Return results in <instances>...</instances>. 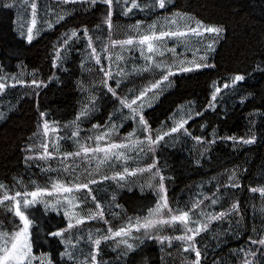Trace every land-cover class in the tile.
Returning <instances> with one entry per match:
<instances>
[{
  "label": "trees",
  "instance_id": "1",
  "mask_svg": "<svg viewBox=\"0 0 264 264\" xmlns=\"http://www.w3.org/2000/svg\"><path fill=\"white\" fill-rule=\"evenodd\" d=\"M13 2L16 5L13 9L0 10V76L6 82L4 92L0 93V114L4 117L0 119V182L15 185L23 191L17 184L18 180L31 189V181L46 186L49 176L59 175L65 180L70 179L67 173L56 171L65 164L72 167L79 165L80 170L86 167L95 169L97 161L91 154L88 160L83 154L81 157H69L64 164L60 163L62 155L47 161H26L25 157L40 154L41 141L55 142L57 136L61 137L58 141L61 153L76 151L77 145L68 137L75 128L73 122L81 109L90 104L93 96L96 97L95 111L80 121L82 130L79 138L83 139L93 135V124L98 123L103 127L119 102L101 84L104 73L100 68L103 66L107 70L109 61L102 56L101 64L97 65L90 59V49L85 48L86 40L75 42L74 38L70 42L71 47L62 51L64 59L57 61V66L53 67V46L62 47V35L70 29L87 27L97 49L106 42L108 28L101 23L106 5L98 3L94 8H89L79 2L65 4L63 0H37L35 19L38 26L33 27L30 4L34 0H27V3L25 0ZM138 2L145 3L146 0ZM173 12L193 17V26L199 20L205 25L224 28L221 38L215 44V51L209 55V62L215 64V68L171 76V84L165 82L164 91L152 101L151 107L145 108L144 114L153 128H158L163 123L165 130L172 124L169 117L173 113H177L179 118L178 109L182 105L185 111L192 107L193 112L202 111L203 114L189 120L185 125L187 132L181 129L165 137L154 153H141L139 156L136 151L128 153L135 157V161H129L130 167H146L155 163L156 168L151 172L127 176L120 182L122 186H118L111 179L102 180L101 176H111L113 170L122 169L119 165L115 169L103 165L100 175L96 177L99 182L90 185L96 200L93 201L88 196L87 189H81L76 195L81 199L85 196L83 193L88 196L87 204L82 207L94 208L95 203H100L105 209V219L111 221V226L115 229L128 216L147 215L148 209L154 206L157 199L156 188H149L147 185L149 182L154 186L159 184V176H154L157 169L164 176L167 197L173 207L176 201H181V207L185 203L190 205L193 199L211 196L219 188L218 203L207 210L228 211L236 202L239 203L240 210L231 217L212 222L208 231L196 236L195 246L201 252L200 264H241L243 249L249 246L250 238H255L258 234L264 235V197L258 191L250 190L264 187V71L256 68L257 65L264 67V0H173L167 11L133 9L127 16L121 15L120 6H114L113 39L120 40L133 35L130 27L138 20L143 22L142 26H146L158 17L171 15ZM60 14L65 19L56 23ZM49 22L53 27H48ZM97 25H101L102 31H97ZM28 27H33L34 39L31 44L27 41ZM97 34L101 36L100 40H95ZM78 35L82 37L83 32L79 31ZM211 35L205 33L200 38L191 37L187 50L182 44L176 45L172 40L168 41V47H176V53L181 59L192 60L193 48L202 46L197 44V39L207 42ZM115 51L118 52L119 49ZM139 55V52H125L123 60L114 59L111 63L113 79L108 80V84L115 88L116 80L120 79L121 85L116 89L119 95H124L133 87L138 91L149 80L160 77L158 70L142 74L133 71L145 63L138 59ZM165 58L171 62L172 53L167 52ZM118 65L131 75L117 76ZM236 74H244L245 81L239 83L235 90L224 89L223 83ZM11 77H16L17 81L23 83L14 82ZM33 79L40 84L39 87L32 84ZM213 81L222 89L214 103V110L208 108ZM13 83L15 87L12 86ZM242 97L245 98L243 103L240 102ZM189 102H193L192 105ZM123 111L127 113L128 110ZM45 120L50 128L55 126L59 131H50L49 136L44 137ZM135 127L132 121H127L117 129L118 135L113 139L119 142ZM137 135L143 138L141 133L137 132ZM252 136L256 138L253 144L223 139L235 137L236 141H240ZM195 137H200V141ZM213 139L215 143H209ZM88 144L94 146L95 141L89 140ZM29 147L32 148L31 152L27 151ZM49 151L54 152L52 143L49 144ZM42 167L54 170L42 171ZM233 172L236 173L240 187L225 188L224 185L230 183L229 177ZM115 204L121 207L117 208ZM210 204V200H204L202 207ZM33 211L41 217L40 224L34 229L39 240L34 245L36 259L33 264H41L49 253L55 264H64L59 255L64 245L59 242V238L47 235L50 230L66 227L67 221L63 220L62 212L60 215L55 212L44 214L41 205ZM112 212L119 215L114 217ZM237 220L240 221L239 225L236 224ZM17 224L18 218L0 208V226L11 230ZM107 227L102 221H87L80 229L86 233L89 228L95 231L96 228L106 230ZM163 234L181 233L165 229ZM106 243L112 242L101 244L107 264H125V259L127 264H192L195 260V253L191 250L184 252L181 242L175 240L168 247L167 242L161 245L155 239H144L127 258L118 255L123 246L113 251L106 247ZM85 250H88L87 247ZM237 251H240V259L235 254Z\"/></svg>",
  "mask_w": 264,
  "mask_h": 264
},
{
  "label": "snow or ice",
  "instance_id": "2",
  "mask_svg": "<svg viewBox=\"0 0 264 264\" xmlns=\"http://www.w3.org/2000/svg\"><path fill=\"white\" fill-rule=\"evenodd\" d=\"M81 3L87 5L89 8H94L98 3L106 5L102 24H106L108 28L107 40L99 49L94 46L93 35L87 27L83 29H70L62 35L63 46L54 45L55 55L53 59V67L57 66V61L64 59L62 51L71 47L70 42H79V40H86V49H90L89 57L94 60L97 65L101 64V58L109 61V67L106 70L103 66L100 71L104 73V78L101 84L111 93L112 97L118 101V106L114 108L113 112L109 114L108 121L105 122L103 127L100 124H93V135L79 139L81 127L80 121L82 118L89 117L95 111L96 97L91 98L90 104L84 106L77 114L73 124L74 130L71 132L69 139H73V143L77 145L76 151H66L61 153V148L58 141L61 137L57 136L55 142L46 140L41 141L42 152L36 156H26L25 159L33 160L38 159L47 161L54 159L57 156H63L60 160L61 164L69 157L88 158L91 154L97 163L95 169L86 167L83 170L79 169V165L72 167L66 165L62 169L56 171H63L67 173L70 179L65 180L59 175L56 177L49 176L46 186H40L35 181H31L32 188L29 189L23 184V181H17L23 191L13 186H9L0 182V208L6 212L12 213L15 218H18L19 224L11 230H5L0 226V264H33L36 256L33 254V246L37 244L39 235L35 228L40 224L41 217L37 216L33 209L38 205L43 207L44 214L55 212L60 215L62 212L63 220L67 221L66 227L61 226L57 230H50L47 235L59 238V242L64 245L63 251L59 253L60 260L64 264H107L104 259V249L101 247L102 242L106 243V247H110L113 251L123 248L118 253L119 256L127 258L129 254L136 250L138 243H142L144 239H155L161 245L167 242L168 247L172 246L173 240L181 242L183 251L189 250L195 253V260L192 264H200L201 252L196 248V236L201 232L208 231L209 226L214 221H221L226 217H231L234 213H239V203H233L228 211H208L207 209L216 205L220 199L219 188L211 196L204 195L202 199H193L185 203L181 207V201H176L175 206H170L167 190L164 186V176L160 174L157 169L154 176H159V184L153 185L148 183L149 188H156L155 195L157 197L153 207L147 211V215L128 216L127 219L121 223L117 228L111 226V221L105 219V209L100 203H95L94 208H85L82 205L87 204V196L83 199L76 194L81 189L88 190V196H91L95 201L96 197L92 196V189L90 185L97 184V176L100 175L101 166L107 165L113 169L119 165L122 169L120 171L113 170L112 175L104 174L101 176L102 180L111 179L117 183L118 186L121 181H124L127 176H135L138 173L151 172L156 168V164H148L146 167H130L129 161H135V157L130 156V151H136L137 156L141 153L148 154L154 153L157 146L165 137L171 136L173 133L179 132L181 129L187 132L185 125L194 116H200L202 111H192L189 107L185 111L184 106L178 109L179 118L177 113H173L169 119L172 121L170 127L165 130V125L162 123L160 127L153 128L148 119L145 117V108L152 106V101L164 91L165 82L171 84L170 77L178 73H191L193 71H200L202 69L215 68V64L209 62V55L215 51V44L221 38L224 28L214 25H205L199 20L195 21L193 26V17L188 16L186 13L173 12L171 15H163L154 20L151 24L142 26V21H137L135 25L130 27V31L134 34L127 38L116 40L113 39L112 30L113 24V8L114 6L121 7V15L127 16L133 9L145 11L150 9L152 12L157 10L167 11L168 7L173 3V0H146L145 3H140L138 0H63V3ZM27 3V0H25ZM13 0H0V10L13 9L15 7ZM33 13L32 25L36 24V3L30 4ZM65 16L60 14L57 16L56 23L63 21ZM33 27L27 29V41L29 44L34 39ZM48 27H53L49 22ZM82 31L83 36L80 37L78 32ZM97 31H102L101 25H97ZM205 33L212 34L207 42L197 39V44L201 47L193 48V59H181L176 53V47H168V41L172 40L176 45H183L185 49L189 47L191 37L200 38ZM101 36L96 35L95 40H100ZM119 51H115L116 49ZM125 52H139V58L145 61L144 65L135 68L133 71L136 74L144 72H152L158 70L161 75L158 79L149 80L146 84L142 85L139 90L135 87L129 88L127 93L119 95L116 91L121 85V80H116L115 88L109 86L108 80L113 79L111 70V63L124 59ZM167 52L172 53L173 59L169 62L165 58ZM202 53V54H201ZM156 57L161 59L157 60ZM117 76L131 75L125 72L119 65ZM257 69L264 71V67L256 66ZM14 82L17 81L16 77H11ZM244 74H236L223 83L224 89L235 90L236 86L245 81ZM32 84L37 87L40 84L33 79ZM15 87V83L12 85ZM6 87L5 78L0 76V93H3ZM211 100L208 108L214 110V103L221 92V87L217 86V82L212 83ZM151 93V95H149ZM244 97L241 98V103L244 102ZM193 102H189L192 105ZM127 109V113L123 110ZM206 110V109H205ZM44 115L43 113L41 114ZM113 117H116L113 120ZM3 114H0V119H3ZM127 121H132L136 125L125 137L119 142L113 139L118 135L117 129L124 126ZM56 133L59 129L55 126H49L47 120L43 123V136L48 137L49 132ZM137 132L142 134L141 138ZM200 141V137H195ZM223 139H231L234 142L242 144H253L256 142L255 136L248 139H241L236 141L235 137H223ZM94 140V146L89 145L88 141ZM52 143L54 152L49 151V144ZM209 143H215V139ZM27 151L31 152L32 148L29 147ZM54 169L51 167H42V171L51 172ZM229 184L224 185L227 187L239 188L240 184L237 182L236 173L233 172L229 177ZM252 192H259L261 197H264V187L251 188ZM204 200H210V205H205ZM115 201V196H113ZM115 207H121L115 204ZM111 207V206H110ZM264 211V209H262ZM111 215L118 216V213L112 212ZM242 218V217H241ZM87 221H102L103 224L108 225L106 230L96 228L93 231L91 228L85 231L80 229ZM240 221L237 220L236 224L239 225ZM177 225L180 227L177 228ZM73 229H76L73 232ZM165 229H172L173 232L179 231V235H165ZM139 234V235H137ZM119 238V239H117ZM87 247V251L85 250ZM244 257L241 264H264V235H257L255 238H250L249 246L243 249ZM236 256L240 259V251H237ZM41 264H55L51 258V254H47L41 261ZM125 264L127 260L125 259Z\"/></svg>",
  "mask_w": 264,
  "mask_h": 264
},
{
  "label": "rangeland",
  "instance_id": "3",
  "mask_svg": "<svg viewBox=\"0 0 264 264\" xmlns=\"http://www.w3.org/2000/svg\"><path fill=\"white\" fill-rule=\"evenodd\" d=\"M37 2V0H34V3H36ZM37 5V4H36ZM37 9V8H36ZM40 10H42L43 9V7L42 8H39ZM38 15V14H37ZM36 27L38 26V22H37V20H36ZM33 26V25H32ZM205 35V34H204ZM85 196H87L85 193H83ZM94 194H92V196H93ZM84 196V197H85ZM87 200H88V196H87ZM33 254H34V246H33Z\"/></svg>",
  "mask_w": 264,
  "mask_h": 264
},
{
  "label": "bare ground",
  "instance_id": "4",
  "mask_svg": "<svg viewBox=\"0 0 264 264\" xmlns=\"http://www.w3.org/2000/svg\"><path fill=\"white\" fill-rule=\"evenodd\" d=\"M101 87V86H100ZM139 88V87H138ZM103 90V89H102ZM105 95V94H104ZM91 96V95H90ZM105 99V98H104ZM88 101H90V100H88ZM99 102V101H98ZM100 103H101V101H100ZM116 104V103H115ZM80 105V104H79ZM80 111V110H79ZM94 116V115H93ZM96 122V121H95ZM94 123V122H93ZM131 124V123H130ZM80 139V138H79ZM119 139V138H118ZM72 143V142H71ZM91 145V144H90ZM88 160V159H87ZM83 163V162H82ZM119 169V168H118ZM112 170V169H111ZM110 170V171H111ZM58 173V172H57ZM63 173V172H62ZM108 173V172H107ZM48 174V173H47ZM37 178V177H36ZM41 180V179H40ZM42 183H44V182H42ZM39 184V183H38Z\"/></svg>",
  "mask_w": 264,
  "mask_h": 264
}]
</instances>
